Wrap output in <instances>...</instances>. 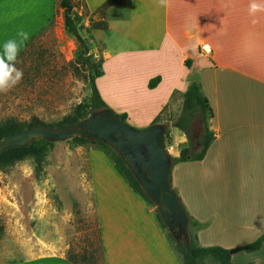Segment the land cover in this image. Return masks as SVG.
<instances>
[{"label":"crops","instance_id":"0c3cea01","mask_svg":"<svg viewBox=\"0 0 264 264\" xmlns=\"http://www.w3.org/2000/svg\"><path fill=\"white\" fill-rule=\"evenodd\" d=\"M72 1L85 5L89 14L85 26L90 18L106 21V30L90 32L91 41L101 40L104 46L103 75L95 84L103 101L115 113H126L133 127L146 128L156 118L165 126L163 111L175 95L183 99L187 78L195 71L212 110L208 129L213 140L202 160L171 167V186L198 224L193 235L199 247L233 250L255 242L264 233V11L249 15L251 0H169L167 8L158 6L157 0H129L107 8L100 18L96 11L106 0ZM256 2L264 5V0ZM0 15V43L3 29H14L9 38L23 29L31 40L54 17L64 29L56 0H0ZM119 27L123 47L109 51L104 39ZM122 55L156 62L142 78L151 99L143 117L134 115L113 92L122 83L128 89L134 74L131 64L122 80L106 69L110 59ZM157 76L160 81L149 89L148 82ZM168 122L170 156L176 158L188 140ZM81 154L76 153L78 162ZM85 158L104 264H181L156 212L129 187L109 158L97 149L87 150ZM38 241L19 260L0 264H69L61 237ZM257 260L264 264V242L256 251H234L230 256L231 264Z\"/></svg>","mask_w":264,"mask_h":264},{"label":"rangeland","instance_id":"374dc122","mask_svg":"<svg viewBox=\"0 0 264 264\" xmlns=\"http://www.w3.org/2000/svg\"><path fill=\"white\" fill-rule=\"evenodd\" d=\"M78 10L82 12L83 20H87L86 9L79 7ZM13 32L14 29H3L2 42ZM121 32L120 27L109 31L104 39L107 50L123 47ZM81 35L85 37L87 54L94 60L102 59V41H91L83 31ZM79 52L77 41L65 29H59L54 17L19 56L17 67L23 70V81L8 93H0V122L13 119L26 123L36 117L54 127L78 105H87L91 97L89 73L85 65L75 62ZM121 57L110 59L106 69L111 74H118L122 80L131 72L127 65L131 64L134 74L128 80V89L121 82L122 86H114L113 92L119 96L122 105L134 115L143 117L142 112L148 111L151 99L144 92L142 78L155 69L156 62L150 63L141 57ZM182 103L183 99L175 95L168 109L163 111L161 120L166 121V129L170 128L168 121L173 122L180 116ZM202 130L200 118L195 119L189 128L194 153L201 148ZM170 144L171 138L166 142L171 154ZM98 148L92 144L75 147L72 139L53 142L46 154L44 175L39 178L34 174L32 159L0 170V221L4 229L0 237V263L17 261L25 249L36 242L39 244L38 240L50 241L59 236L65 244L64 257L67 253L76 255L79 263V257L84 254L86 259L79 264H101L99 229L85 158L87 150ZM78 151L84 153L79 162ZM150 206L156 210L154 204ZM165 232H168L167 228Z\"/></svg>","mask_w":264,"mask_h":264},{"label":"trees","instance_id":"16d2710c","mask_svg":"<svg viewBox=\"0 0 264 264\" xmlns=\"http://www.w3.org/2000/svg\"><path fill=\"white\" fill-rule=\"evenodd\" d=\"M57 6L63 12L64 18V29L72 36L78 43L80 52L77 56L76 63L80 62L86 66L88 75V81L91 90L90 101L87 105H78L73 113L65 117L59 124L53 129H58L60 127L68 126L74 124L82 119L88 117L92 112L100 109L112 110L101 98L98 89L95 84V80L103 75L102 63L103 60L99 58L94 60L90 55H88V48L86 45L85 37H82L81 32L83 31L89 38H91V30H106L107 24L104 20L92 21L90 20L89 27L85 26L83 15L79 14L77 9L79 7L85 8V5L80 2H74L72 0H56ZM129 2V0H106L96 11V14L103 18L104 12L107 8L111 6H116ZM51 23V22H50ZM49 23V24H50ZM33 39V38H32ZM29 40L20 55L24 50L30 45ZM185 66L190 69V61H185ZM160 77L157 76L148 82V88L153 89L158 82ZM119 118L123 121L127 120V114H118ZM212 117V110L209 106L208 100L204 96L199 77L195 73H190L187 78V88L183 95V103L180 116L172 122V126L184 132L189 139L188 145L184 147L178 157L172 158V166L184 163L188 161H200L205 156L211 142L213 140V134L208 129V119ZM200 118L202 123V133L199 138L200 150L198 153H193V146L190 139L189 128L193 121ZM158 118L154 120L152 124H155ZM45 125L38 118L32 117L29 122L20 123L13 119H7L0 122V142L6 137L17 135L25 130L32 129L36 126ZM50 127V126H49ZM166 128V127H165ZM165 142H170L169 131L166 129ZM73 146H83L85 144L97 145L99 148L97 150L102 151L112 162L114 168L119 173V175L126 181L129 187L139 194L141 198L149 205L153 202L144 193L141 185L135 178L132 170L127 165L126 161L118 155V153L106 142L100 140H89L86 137H74L72 138ZM53 142L47 139H36L31 141L27 146L23 147H11L0 152V170L5 169L14 163L20 162L25 159H32L34 174L37 178L44 175V167L46 164V154L52 148ZM156 218L159 222L160 227L165 230L166 227L163 224L158 211H155ZM198 224L191 220L188 216V228L190 241L187 244L184 240L176 241L171 233L166 232L167 238L171 243L173 250L180 259L181 264H207L210 262L212 264H231L230 256L234 251H245L253 252L258 250L262 243L264 242V233L253 243L239 247L233 250H225L219 247L203 248L199 247L196 243L195 236L193 235L192 229L197 227ZM99 229V228H98ZM3 225L0 221V237L3 235ZM99 244H100V257L101 264H104L103 250L100 240L99 232ZM65 260L69 264H79L86 259V256L81 255L80 262L76 261V255L66 254Z\"/></svg>","mask_w":264,"mask_h":264},{"label":"water","instance_id":"95a60500","mask_svg":"<svg viewBox=\"0 0 264 264\" xmlns=\"http://www.w3.org/2000/svg\"><path fill=\"white\" fill-rule=\"evenodd\" d=\"M165 132L162 124L138 129L119 118L113 110L100 109L74 124L58 128V131L40 125L6 137L0 142V152L27 146L40 138L57 142L78 136L106 142L126 161L173 238L188 244V215L170 183L172 158L165 142Z\"/></svg>","mask_w":264,"mask_h":264},{"label":"clouds","instance_id":"9594fccd","mask_svg":"<svg viewBox=\"0 0 264 264\" xmlns=\"http://www.w3.org/2000/svg\"><path fill=\"white\" fill-rule=\"evenodd\" d=\"M157 4L167 8L169 0H157ZM260 11H264V5L257 3L256 0H251L249 15L255 16ZM29 39V33L21 29L17 31L14 37L5 39L0 43V93H8L23 81V70L17 67V64L20 53ZM256 264H260V261L257 260Z\"/></svg>","mask_w":264,"mask_h":264},{"label":"snow or ice","instance_id":"6c2138e0","mask_svg":"<svg viewBox=\"0 0 264 264\" xmlns=\"http://www.w3.org/2000/svg\"><path fill=\"white\" fill-rule=\"evenodd\" d=\"M2 24H3V16L0 15V25H2Z\"/></svg>","mask_w":264,"mask_h":264},{"label":"built area","instance_id":"2783aa9c","mask_svg":"<svg viewBox=\"0 0 264 264\" xmlns=\"http://www.w3.org/2000/svg\"><path fill=\"white\" fill-rule=\"evenodd\" d=\"M204 47H205V46H202V47H201L202 50L205 51L206 53H208V51H206V50L204 49Z\"/></svg>","mask_w":264,"mask_h":264},{"label":"flooded vegetation","instance_id":"af4514ba","mask_svg":"<svg viewBox=\"0 0 264 264\" xmlns=\"http://www.w3.org/2000/svg\"><path fill=\"white\" fill-rule=\"evenodd\" d=\"M55 131H58V129H55Z\"/></svg>","mask_w":264,"mask_h":264}]
</instances>
